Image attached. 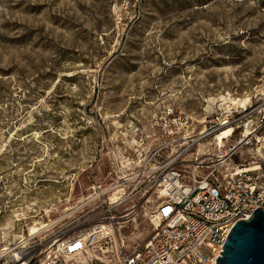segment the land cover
<instances>
[{"label":"rangeland","instance_id":"1","mask_svg":"<svg viewBox=\"0 0 264 264\" xmlns=\"http://www.w3.org/2000/svg\"><path fill=\"white\" fill-rule=\"evenodd\" d=\"M263 72L264 0H0V264L95 221L110 234L78 264L146 240L155 167L207 160L199 133Z\"/></svg>","mask_w":264,"mask_h":264},{"label":"built area","instance_id":"2","mask_svg":"<svg viewBox=\"0 0 264 264\" xmlns=\"http://www.w3.org/2000/svg\"><path fill=\"white\" fill-rule=\"evenodd\" d=\"M256 98L242 107L228 106L224 113L208 121L206 131L199 133L197 139L230 125L222 152L216 149L204 155L207 160L194 155L193 161H187L189 168L174 163L155 167L150 181L162 193L157 190V198L147 213L150 235L129 248L119 246L112 264H215L230 227L249 218L255 209L264 212V142L257 134L264 130V86ZM246 125L247 134L243 133ZM236 130L233 142L225 145ZM245 145H253L250 157L231 162L232 154ZM256 148H261L259 153L254 152ZM103 226L107 228L108 224L95 221L70 235L50 241L37 238L30 245L27 239H21L5 252L9 255L3 264L81 263L75 258L95 242L108 238L110 229L103 233Z\"/></svg>","mask_w":264,"mask_h":264},{"label":"water","instance_id":"3","mask_svg":"<svg viewBox=\"0 0 264 264\" xmlns=\"http://www.w3.org/2000/svg\"><path fill=\"white\" fill-rule=\"evenodd\" d=\"M221 244L215 264H264V212L255 209L250 217L236 221Z\"/></svg>","mask_w":264,"mask_h":264},{"label":"bare ground","instance_id":"4","mask_svg":"<svg viewBox=\"0 0 264 264\" xmlns=\"http://www.w3.org/2000/svg\"><path fill=\"white\" fill-rule=\"evenodd\" d=\"M241 103V105L243 106V105H245V103H247L248 102V99L246 98L245 100H242V101H240ZM231 126L230 125H227V126H224L223 128H221V130L219 131V132H215L214 133V135L212 136V140H213V144H214V149L216 150L217 149V151L219 152H222L223 151V148H224V139L226 138V137H228V135L230 134V132H231ZM205 131V129L204 130H202L201 131V133H203ZM243 133H245V134H247L248 133V126L246 125V127L244 128V131H243ZM199 145H200V143H199ZM260 149L261 148H256L255 149V151L254 152H257V153H259L260 152ZM197 150H199V148H197ZM200 152H203V151H200ZM201 154H204V155H206L205 153H201ZM229 161V160H228ZM158 190V193H162V190H161V188H158L157 189ZM116 193L113 191V194L112 195H115ZM108 199H109V202H114V201H111L110 200V196L108 197ZM118 199V197L116 198V200ZM115 200V201H116ZM42 228V227H41ZM40 227L39 228H37L35 225H34V227H31L30 229H29V232H30V234H33V233H35V232H37V231H39L40 229H41ZM43 229V228H42ZM102 229H103V233H108V231H109V229H111L109 226L107 227V228H105L104 226L102 227Z\"/></svg>","mask_w":264,"mask_h":264}]
</instances>
